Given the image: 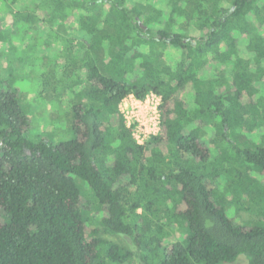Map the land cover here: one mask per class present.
Instances as JSON below:
<instances>
[{
	"label": "trees",
	"instance_id": "1",
	"mask_svg": "<svg viewBox=\"0 0 264 264\" xmlns=\"http://www.w3.org/2000/svg\"><path fill=\"white\" fill-rule=\"evenodd\" d=\"M65 1L50 4L63 11ZM84 1L110 2L116 20L112 34L81 21V47L71 49L82 67L66 63L47 79L60 105L80 96L60 111L71 114L72 138L34 136L19 90L0 84V264H227L241 255L264 264V179L249 176L264 177V136L254 147L237 139L260 104L244 98L262 97L264 6L206 0L188 11L189 0H176L154 29L133 3ZM101 46L103 71L90 56ZM151 93L161 99L159 132L140 145L121 106ZM242 183L262 194L247 207ZM228 204L257 209L260 222H235ZM175 228L181 240H171ZM105 235L129 237L137 251Z\"/></svg>",
	"mask_w": 264,
	"mask_h": 264
},
{
	"label": "rangeland",
	"instance_id": "2",
	"mask_svg": "<svg viewBox=\"0 0 264 264\" xmlns=\"http://www.w3.org/2000/svg\"><path fill=\"white\" fill-rule=\"evenodd\" d=\"M121 1L127 6H130L129 3H133L146 17H151L152 28L156 29L160 20L167 21L176 0ZM226 1L231 3L233 0ZM257 1L259 5L264 6V0ZM201 2H206V0H189L186 7L188 11H194L195 7ZM111 7L110 2L88 6L84 0H66L63 11H54L50 0H0V84L19 90L21 102L32 121V134L34 136L58 131V140L73 137L71 131H69L71 114L60 111L65 104H70L72 101L73 103L79 102L80 96L66 95L65 104L60 105L61 102L53 99V88L48 86L47 79L53 78L52 74L55 71L61 73L66 63L71 65L73 63L75 68L82 67L81 58H78L75 49H71V45L77 48L81 47L84 32L81 30L80 22L84 21L85 18H88V23L102 28V33H114L111 25L116 20V13L111 12ZM153 9L161 12L162 19L157 14H153ZM54 14L59 16L55 20L53 19ZM110 43V51L107 50L108 47H105L104 50V47L101 46L90 53V56L93 57L102 71L106 54H108V51L110 54L115 51L112 39ZM262 65L264 66V64ZM210 70L213 71V69ZM219 80L225 82L224 73L220 74ZM255 86L260 90L262 97L258 99L259 94L257 93L253 97L246 96L243 100L244 103L259 100L260 104L258 107L251 108L249 119L244 124L246 130L241 136L237 137L242 148L246 147L245 144L250 147L261 144L264 136V120H262L264 117V78L261 83H256ZM160 103V98L152 95L148 96L143 103L131 97L122 103L123 113L128 124L134 127L139 142L145 144L150 135L159 132ZM254 117H256V121H254ZM242 165L243 162L237 164L238 167H242ZM249 176L252 182L253 179L261 182L264 179L256 171H249ZM241 187L243 190H249L247 194H242V190L239 194L241 202L246 207L250 205L252 197L262 195L252 194L254 193L252 191L257 189L255 187L250 189L249 183H242ZM218 188L222 191L226 188L225 177L219 179ZM228 198L231 199V196ZM227 209L229 216L234 218L235 222L247 225L260 222L261 218L258 217V212H255L257 209H254V211H246L245 209L236 211L235 207L230 204H228ZM139 212L143 211L140 210ZM171 232V240L182 239L179 229ZM104 237L124 245L130 250L137 251L129 237L115 235H105ZM247 263L248 258L241 255L235 262L227 264ZM135 264L143 263L137 257Z\"/></svg>",
	"mask_w": 264,
	"mask_h": 264
},
{
	"label": "built area",
	"instance_id": "3",
	"mask_svg": "<svg viewBox=\"0 0 264 264\" xmlns=\"http://www.w3.org/2000/svg\"><path fill=\"white\" fill-rule=\"evenodd\" d=\"M150 95H152V96H156V97H158V98H160L159 96H157L156 94H153V93H151V94H149L148 96H150ZM148 96L146 97V98H148ZM131 98H135L134 96H130ZM129 98V97H128ZM127 99V98H126ZM125 99V100H126ZM136 99V98H135ZM138 102H141V103H143V102H145L146 101V99L144 100V101H141V100H138V99H136ZM161 100V99H160ZM124 102V101H123ZM122 112H123V110H122ZM125 115V114H124ZM126 118V117H125ZM127 120V119H126ZM128 123V122H127ZM128 126H132V125H129L128 124ZM159 127H160V119H159ZM135 130H133V134H134V136H135V138H136V135H135V132H134ZM159 131V130H158ZM158 133V132H157ZM157 133H155V134H157ZM154 134V135H155ZM151 136V135H150ZM136 140H137V138H136ZM137 142L140 144V145H142V144H144L143 142L141 143V142H139L138 140H137Z\"/></svg>",
	"mask_w": 264,
	"mask_h": 264
}]
</instances>
